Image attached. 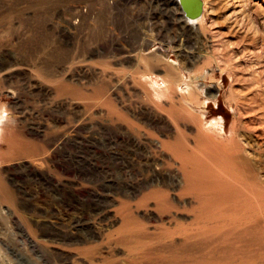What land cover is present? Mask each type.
Masks as SVG:
<instances>
[{"label":"rangeland","instance_id":"obj_1","mask_svg":"<svg viewBox=\"0 0 264 264\" xmlns=\"http://www.w3.org/2000/svg\"><path fill=\"white\" fill-rule=\"evenodd\" d=\"M203 1L187 27L174 0H0V264L123 261L128 209L155 230L137 204L184 181L178 139L239 183L234 135L264 181V0Z\"/></svg>","mask_w":264,"mask_h":264},{"label":"bare ground","instance_id":"obj_2","mask_svg":"<svg viewBox=\"0 0 264 264\" xmlns=\"http://www.w3.org/2000/svg\"><path fill=\"white\" fill-rule=\"evenodd\" d=\"M174 3L176 6H179V0H174ZM204 5L205 3L203 1V13ZM180 10L182 11L181 6ZM203 13L200 17L190 20L183 12V18L186 19V26L195 27L198 25L200 19L203 17ZM202 55L203 54H201V56ZM166 76L168 81H171L173 78V74L170 72L167 73ZM217 127L220 129L219 134L225 135L226 132L223 126L217 124ZM256 136L257 135H255V137ZM236 138L237 137L234 135L230 138V142H232V146H230V149L232 147V154H230L231 158L230 156L229 158L230 160L233 159V161L237 163L236 165L240 163L246 170L245 174L248 173V177L246 176L247 178L245 177L243 180L240 179L243 183L240 181L239 183H233L229 179L230 175L227 177V172L229 173L227 170H225V172L227 171V175H225L224 172V175L214 173L209 166L203 163V160H200V157L197 156L194 149H190V146L188 147L182 140L178 141V139L173 147L170 145L172 147L171 152L174 154V156L172 155L173 159L176 160L177 158L180 160V171H182L181 173L184 175L183 183L174 179L172 176L167 180H160V182L157 180V184L155 183L156 180H154L152 186H154L153 188L155 189L145 194L143 199L137 204L138 208L146 207L147 212L151 207L150 203H152L153 206L151 207L150 215H148V213L146 215L148 217L152 215L154 218L156 216L160 217L159 220L162 221L163 224L161 223V225L159 224L160 226H155V230H151L148 226H143L136 221L137 218L134 216V210H131L133 207L129 208L128 212L126 211L127 213L124 212L127 216H125L126 218L124 217L125 222L123 226L121 225L115 232V241L128 250L127 257L122 261L112 256H107L104 257L102 263H100L264 264V181L259 174L260 171H262L261 166L263 165H259L257 168L256 164L258 159L256 160L257 162L253 163V160H249L250 158L248 159L245 156H241L242 151L239 148L241 146L237 143ZM242 138L238 141H243ZM244 145L246 146L245 143ZM227 147L229 149V146ZM260 149L261 147L259 150ZM227 150H225V152H227ZM234 165L232 166V168H234L233 171H235L236 167L237 169L241 167H238L239 165ZM239 171L241 170L239 169ZM237 173L238 172H236V175ZM230 174L232 176L233 172ZM245 174L242 175V177L245 176ZM236 175L232 176L234 180L238 178ZM161 183H164V189L158 187ZM149 186L152 187L151 184ZM216 191L220 192V194L223 191V193L219 196ZM206 194L211 196L215 194L219 197L217 198L214 195L206 198ZM190 197L196 198V204L194 201L189 200ZM216 200L221 203L220 206L218 203L217 207H222V210L219 209L221 210L220 212L214 213L213 205ZM231 201L238 204L242 203L245 206H243L242 212L239 214L237 213L238 215L235 216L234 214L233 219L228 214L229 211L227 208L226 211L223 210ZM236 203H232L233 207ZM242 204H240V207ZM128 205L130 206V204H126L124 208H127ZM180 214H189V216L192 214V217L188 223H182L180 219H178V215ZM152 218L150 219L152 220ZM165 222L169 223L171 226H166L168 224L165 225ZM130 224L134 226H127ZM223 226L230 227L222 229ZM95 235H97V233L93 232L90 234V237H95ZM113 235L114 234L108 236L107 239H111ZM257 245L259 246L260 253L255 251V246Z\"/></svg>","mask_w":264,"mask_h":264},{"label":"water","instance_id":"obj_3","mask_svg":"<svg viewBox=\"0 0 264 264\" xmlns=\"http://www.w3.org/2000/svg\"><path fill=\"white\" fill-rule=\"evenodd\" d=\"M179 5L190 20L200 17L203 13V0H179Z\"/></svg>","mask_w":264,"mask_h":264}]
</instances>
